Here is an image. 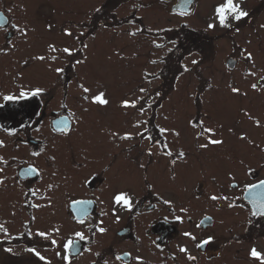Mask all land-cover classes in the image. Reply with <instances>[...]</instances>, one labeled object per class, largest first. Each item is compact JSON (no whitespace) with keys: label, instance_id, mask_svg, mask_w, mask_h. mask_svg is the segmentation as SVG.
<instances>
[{"label":"flooded vegetation","instance_id":"obj_1","mask_svg":"<svg viewBox=\"0 0 264 264\" xmlns=\"http://www.w3.org/2000/svg\"><path fill=\"white\" fill-rule=\"evenodd\" d=\"M97 1L103 5L102 0ZM240 1L248 15L239 22L229 16L227 29L263 27L264 0ZM18 4L15 0L10 5ZM196 8L182 7L178 13L190 15ZM34 11L36 14V7ZM0 14V97L15 93L19 87L44 89L28 101L5 102L0 98V141L4 144L0 157L7 161L0 162V224L10 234L5 237L0 232V264H44L25 251L28 247H34L50 264H64L56 253L64 254L63 243L68 239L75 240L68 253L71 264H137V258L141 264H258L249 259L248 252L255 247L264 253V217L251 215L254 210L246 185L264 179V116L257 98L250 100L251 95L264 90L262 82L217 81L212 40L184 29L182 44L190 43L196 45L195 51L200 50L191 97L176 102V97H170L177 96L174 80L153 88L145 78L140 84L146 91H139L143 99L135 109L120 107L118 98H105L109 101L106 106L92 104L82 99L87 94L76 96L82 89L80 82L73 86L72 56L62 51L52 53L48 47L73 50L74 39L82 44V36L64 35L66 30L72 33V22L56 18L41 22L36 16L16 18L6 8H0ZM36 56L46 59H33ZM52 56L57 59L52 61ZM229 59L234 61L230 69L226 66ZM202 61L209 63L206 73L201 71ZM144 63L146 68L151 65V55L145 54ZM240 66L239 55L225 61L229 75L239 72ZM56 68L64 71L57 75ZM254 83L255 91L251 88ZM232 87L239 93L234 94ZM170 100L174 104H169ZM187 101L194 113L178 115L176 106L179 102L189 106ZM61 119L66 127H57L56 121ZM138 121L144 123L134 128ZM201 121L203 127L213 130L210 138L222 140V144H208L209 134L200 135ZM160 127L169 131L161 135ZM144 128L151 141L137 135ZM114 132L121 136L130 133L132 138L121 140L112 136ZM162 144L167 149L162 150ZM201 144L208 147L201 148ZM165 150L173 155H164ZM180 152L185 154L182 160L177 159ZM30 166L36 167L39 175L28 173ZM232 184L236 187H230ZM119 192L131 197V211L113 204L112 198ZM212 195L228 199L212 201ZM73 201L89 202L85 215H80ZM229 202L234 207L229 208ZM235 210L243 214L241 225H235ZM80 219L83 224L77 222ZM95 226L104 227L106 232H96ZM37 231L51 236L37 237ZM77 231L84 234V240L75 238ZM185 232L196 240L184 236ZM208 237L213 238L209 244L196 247ZM9 247L11 253L4 251ZM180 247L187 252L181 253ZM125 253L129 254L126 259H115ZM189 256L195 259L189 260Z\"/></svg>","mask_w":264,"mask_h":264},{"label":"rangeland","instance_id":"obj_2","mask_svg":"<svg viewBox=\"0 0 264 264\" xmlns=\"http://www.w3.org/2000/svg\"><path fill=\"white\" fill-rule=\"evenodd\" d=\"M14 1L0 0V8L8 9L12 17L25 19V16H36L41 22L54 18L72 22V34L84 39L82 44L80 40H73V64L78 59L83 61L74 67L73 86L77 87V82H80V85L89 87V97L104 92L105 98H118L121 102L137 98L140 83L145 78L153 88L161 82L174 80L177 96L170 97H176V102L191 97L196 70L192 61L199 58L200 50L195 51L196 45L182 44L184 29L194 30L197 35L212 40L215 50L212 68H215L217 81H259L264 87V81L260 80L264 76V37H259L264 33V26H234L232 31L228 27H220L214 9L225 0H196L193 5L197 8L190 15L173 11L175 0H102L103 5H97V0H18L19 7H13L10 4ZM4 3L7 5H2ZM234 3L241 5L242 1L234 0ZM209 23H214L215 28L209 30ZM137 28L142 31L135 37L128 35ZM85 44L87 48L83 47ZM156 44L162 47H156ZM248 53H251L252 61L245 59ZM145 54L151 55L152 61H155L147 68ZM238 55L241 61L239 72L229 75L225 61L229 56ZM202 62L201 71L206 73L209 63ZM184 67L188 71H184ZM145 70L150 75L144 77ZM247 73H255V76ZM260 91V95H251L250 100L257 98L260 113L264 116V90ZM80 92L82 90L79 89L76 96ZM228 100L225 99L224 103ZM172 103L170 100L169 104ZM190 104L185 106L179 102L175 112L180 116L193 114ZM234 215L238 220L235 225H241V211L235 210Z\"/></svg>","mask_w":264,"mask_h":264},{"label":"snow or ice","instance_id":"obj_3","mask_svg":"<svg viewBox=\"0 0 264 264\" xmlns=\"http://www.w3.org/2000/svg\"><path fill=\"white\" fill-rule=\"evenodd\" d=\"M96 11H100V9H96ZM184 15H186V13H184ZM214 15L215 18L218 20L219 26L222 28H227L229 27L228 24V19L229 16H231V18L236 21L239 22L241 19H243L244 17H246L248 15L247 12L243 11L240 7V5L238 3H234V0H225V2L219 6H217L214 9ZM215 24L214 23H209L207 25V28L209 30L214 29L215 28ZM18 31H21L20 29H17ZM142 30L140 28H137L136 31L134 32H129L128 35L129 36H135L137 35V33L141 32ZM22 35H26V32L21 31ZM64 35L66 36H71L72 33L69 31H65ZM81 35H84V33H81ZM156 47H162V45L156 44ZM49 51L52 53H56L58 51H62L66 56L71 57L74 55V51L68 47L63 48L62 50L57 49L54 45H49ZM84 48H87L88 45H83ZM171 51V50H170ZM6 54V53H5ZM33 59L36 60H40V61H44L46 59L45 56H36ZM57 59L56 56H52L51 60L55 61ZM245 59H247L248 61H252L253 57L251 55V53H248L245 57ZM83 63L82 60H76L73 64V67H75L78 64ZM152 63H155V61H152ZM193 64H196L197 61L193 60L192 61ZM64 71V69L62 68H56L55 72L57 73V75H60L62 72ZM184 71H188L187 67H184ZM247 75H251V76H255V73H247ZM260 80L264 81V76L260 77ZM79 87L82 89V92L87 94L91 91V89L89 87H85L83 84L79 85ZM251 88L255 91L257 90V84H252ZM44 89L41 87H29V88H24V87H19L17 89V91L13 94H8V95H3L2 98L3 101L5 102H19V101H28L30 99H32L33 97H37L40 96L43 93ZM139 91L141 93H144L146 90L144 88H140ZM231 91L234 94L239 93V89L232 87ZM157 96L160 95L159 92L156 93ZM82 99H84L85 101H89L92 104H98L100 106H106L108 105L109 101L107 99H105V93L104 92H98L96 95L89 97L88 95H84L82 97ZM143 99V96L137 97L136 100H128L125 99L121 102L120 107L128 109V108H132L135 109L137 107V104L139 102V100ZM3 105H0V107H2ZM151 105H149L150 107ZM85 111H87V109H85ZM141 115H143L144 109L141 108L140 109ZM247 115V113H245ZM142 123H144L143 121H138L136 123H134L132 126L134 128H140ZM56 125L57 127H66V121L64 119L58 120L56 121ZM195 126V125H193ZM200 126L202 128V131L200 133V135H203L204 133H208L209 134V139H208V144H212V145H219L222 144L223 141L222 140H218V139H211V135H214V132L211 128H207V127H203V122H200ZM256 126L259 127V121H256ZM159 133L161 135L166 134L169 130L163 127H160L158 129ZM146 133H148V129L144 128L143 132H138L137 135H139L142 139H147V140H152V137L150 135H146ZM173 135L175 136H179L178 132L173 131L172 132ZM113 137H118L121 140H129L131 139V134L130 133H125L124 135H119L118 133H112ZM240 139H246V137L241 136L239 137ZM208 144H201L200 147L201 148H207ZM4 147V144L2 141H0V148ZM162 150L163 149H167V145L162 144L161 145ZM149 156H151L153 153L151 151H149L147 153ZM163 154L166 156L171 157L173 155V153L169 150H165L163 151ZM34 155H39V153H35ZM185 154L183 152H180L177 156V159H184ZM0 162L2 163H7V161H4L2 157H0ZM172 163L175 164L176 160H172ZM3 169L0 168V172H2ZM28 173H35L36 175H39V171L36 167L34 166H30L27 169ZM231 179H235V177H230ZM0 183H3V180H0ZM51 185H49V189H51ZM230 187L235 188L236 185L232 184L230 185ZM246 192L248 193V199L252 202L253 208L255 209L254 211L251 212V215L253 217L256 216H260V217H264V179L260 180L258 183H253V184H249L246 185ZM33 195H35V193H32ZM210 200L212 201H218V200H227L228 198L226 196H219V195H212L209 197ZM113 204L114 205H118L122 208H124L125 210L131 211L132 209V201H131V197L125 193V192H119L114 194L113 198H112ZM73 206L77 207L78 212L80 213L81 216L85 215L87 212V204L89 203L88 201H73ZM165 203H170L168 201H165ZM35 207H39V205H34ZM229 208L234 207V205L229 202L228 204ZM182 212H186V209H181ZM113 215H115V213H113ZM34 219V217H33ZM119 220V217H117V222ZM177 220H181L180 217H177ZM78 223L83 224L84 221L82 219L77 221ZM182 222V220H181ZM101 223H103V221H101ZM197 227H199V225H197ZM95 230L96 232L100 233V234H104L106 232V229L104 227H100V226H95ZM57 232H59V229H56ZM0 232H3V234L5 235V237H9L10 234L8 233L7 229L3 226V224H0ZM29 237H31L33 234L29 231ZM37 237H41L44 239H48L51 236V233H46V232H42V231H37L34 234ZM75 238L79 239V240H84L85 236L82 232L77 231L75 232ZM184 236L190 238L191 240L195 241L196 237L193 236L191 233L189 232H185L183 233ZM11 239H16V237H11ZM212 237H208L207 239L203 240L200 243L196 244L197 248H201L204 245L209 244L212 241ZM51 244L53 246H56L57 241L55 239L51 240ZM75 245V240L74 239H68L66 242L63 243V249H64V254L61 256L60 252H57L56 255L58 257H60L63 261L64 264H71V260L70 257L68 255L70 249ZM4 251L11 253L12 252V248H5ZM25 251L32 253L34 256H36L39 260L44 261V264H50V261L46 260V258L44 256H42L34 247H28L25 249ZM87 251H90V249H87ZM179 251L181 253H186L187 249L184 247H180ZM97 255H99L97 253ZM128 253H125L123 257L121 256H116V260H123L126 259L128 257ZM248 257L250 260L252 261H257L258 264H264V253L258 251L255 247H252L249 252H248ZM189 260H194L195 257L189 256L188 257ZM104 264H107V261L104 262ZM137 264H141V262L139 261V258H137Z\"/></svg>","mask_w":264,"mask_h":264},{"label":"water","instance_id":"obj_4","mask_svg":"<svg viewBox=\"0 0 264 264\" xmlns=\"http://www.w3.org/2000/svg\"><path fill=\"white\" fill-rule=\"evenodd\" d=\"M194 0H177V3L176 5L173 7V10H179L180 8L182 7H188L193 3ZM0 17H3L2 14H0ZM234 65V61L232 59H229L226 63V66L230 69L232 68ZM250 201V200H249ZM251 205H252V202L250 201ZM253 207V205H252ZM253 210H255L253 208Z\"/></svg>","mask_w":264,"mask_h":264}]
</instances>
